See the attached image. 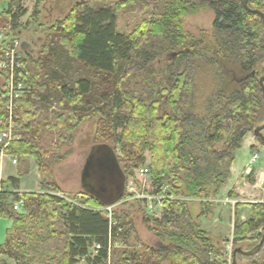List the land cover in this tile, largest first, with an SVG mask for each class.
<instances>
[{
    "label": "trees",
    "instance_id": "1",
    "mask_svg": "<svg viewBox=\"0 0 264 264\" xmlns=\"http://www.w3.org/2000/svg\"><path fill=\"white\" fill-rule=\"evenodd\" d=\"M23 1L0 0V5L8 4L0 11V28L14 32L19 27L27 15ZM248 5L264 13V0H249ZM205 8L214 21L210 31L197 37L185 30L184 21ZM136 13L141 19L135 29L120 32L119 14ZM8 46L0 44V61ZM23 62L31 90L17 111L21 140L5 150L16 158L19 177L0 179L5 188L0 217L13 221L0 245V264H9L8 259L14 264H109L115 242L134 248L125 251V264H218L228 243L234 250L250 251L261 242L264 203L249 204L251 218L236 220L233 239L222 245L198 223L231 178L246 136L264 124V21L246 10L244 0L76 2L48 28L39 56L25 53ZM204 86L209 92L205 97ZM54 103L66 112L51 124L47 114ZM4 118L0 102V120ZM88 120H97L95 146L120 148L116 155L125 189L118 202L142 204L131 199L127 186L133 178L142 189L135 170L146 166L152 188L146 192L165 197L160 219L138 208L158 246L136 248L140 239L128 209L117 207L110 214L108 204L87 192L81 200L87 208L76 205L75 197L48 193L60 192L52 167L65 159L68 152L63 154L62 147L72 145ZM45 127L58 132L51 150L41 146ZM5 129L0 125V133ZM31 159L40 172L41 188L20 193V176ZM18 201H23L24 213L14 210ZM193 201H200L202 208L197 220L191 214ZM95 244L100 250L92 256ZM237 262L264 264V245L254 256L238 254Z\"/></svg>",
    "mask_w": 264,
    "mask_h": 264
},
{
    "label": "rangeland",
    "instance_id": "2",
    "mask_svg": "<svg viewBox=\"0 0 264 264\" xmlns=\"http://www.w3.org/2000/svg\"><path fill=\"white\" fill-rule=\"evenodd\" d=\"M80 1L85 0H24L23 5L27 9V15L23 17L20 20L19 27L16 28L13 31H9L10 36H14L16 39L19 40L21 43L26 44V52L22 50L25 53H28L29 56L37 58L42 51L43 45L46 42L47 32L48 28L55 23L56 21L63 19L64 16L68 13L70 8L76 3ZM118 1V0H114ZM8 8L7 3H2L0 5V11H3ZM141 19V14H119L118 16V30L122 33H131L137 23ZM214 21V14L208 9H203L198 15L187 17L184 21L185 30L197 37L201 36L203 32H208L212 28V24ZM3 29V28H0ZM9 30V29H7ZM208 35V41L212 42L211 37ZM73 66L76 68L78 67L77 64L73 63ZM76 75H74L75 77ZM1 78H0V86H1ZM208 87L204 86L202 90L203 97L209 95ZM202 98V96H201ZM65 113L63 108H61L58 104L54 103L50 105L49 107V118L48 121L51 124H56L57 122V114ZM97 130V120H88L84 122L81 127L77 130V132L74 135L72 145L70 146H63L61 149V152L64 154L68 152V155L63 159L61 162H58L53 165L52 172H53V181L57 184V186L60 188V192L49 190L48 193L53 196H57L63 199H70V198H77L75 204L82 208H87L86 206L82 205L81 200H84V193L86 190L83 188V184H88L89 182H93V180H83L82 173L84 169V165L86 162V159L94 145V136ZM58 139V132L57 130H51L48 127L44 128L43 132V139L41 142V146L44 147L46 150L52 149V144L56 142ZM241 150V149H240ZM115 151L117 155L120 156L121 151L119 147H115ZM147 157V164L151 161V155L149 152L146 153ZM264 159V156H262V160ZM27 172L23 173L20 176V186L18 191L22 192H39L40 191V183H41V175L38 170V167L36 166V163L33 159L30 160V165ZM148 167H144L143 169H147ZM237 169H240V167H237ZM141 169L135 170V177L137 181L142 184V186L145 184L146 188H139L138 183L136 181L130 178L129 184L127 186V193H129V190L133 191L135 190L136 193L140 192L141 190H152L151 188V177L150 174L148 175H142L140 173ZM237 172L234 173L229 179L228 182L232 183L235 181V176ZM1 176L7 181L8 177L14 176L19 177V167L16 158L11 157H5L2 167H1ZM228 184V183H227ZM226 184V186H227ZM8 188H11V186H8ZM224 188V187H223ZM222 188V189H223ZM221 189V190H222ZM221 194V191H220ZM257 195L250 196V194H244L242 197V200L245 202H251L250 204H255L259 202L260 199H263L261 203H264V197L262 195L256 197ZM219 198V197H218ZM224 198H230L229 196H226ZM71 200V199H70ZM218 199H216L217 201ZM215 202V201H214ZM125 201L118 202L115 209L111 212L119 208L128 209L133 213L135 224H136V230L138 233V237L140 239V242L138 243V247H140L143 244H147L149 246H158L159 245V239L158 237L151 232L147 226L142 222V212L139 211L138 208L144 210V212L155 219L162 218V214L164 209L161 211L156 210L157 208L154 207V209H149L148 202L141 201L142 204L139 205H133L128 204V206H124L123 204ZM152 204H156L157 200H154L151 202ZM227 203V202H224ZM220 207L223 208L221 211H218L215 213V217H211L212 223L207 222V219L203 218L202 227L208 231H211L213 235L210 233V235L213 237L215 243H219V245H222L223 239L225 237H230L232 233V220L233 215L231 212L230 207L232 206L231 203L220 204ZM247 204L246 206H248ZM216 206V205H212ZM210 208V210L212 209ZM241 207V205L239 206ZM239 207L236 206L238 209ZM249 208V207H248ZM215 209V208H214ZM250 209V208H249ZM209 210V211H210ZM193 213V218L196 220V214L201 211L200 205L196 204L193 206V209H191ZM208 211V213H209ZM251 211V210H250ZM213 213V212H212ZM27 214V212L25 213ZM215 218H218V223L213 222ZM202 220V217L200 218ZM10 219L2 218L0 217V244H3L6 239V226L10 223ZM220 227L219 230L214 229L213 227ZM229 240V239H226ZM113 249L115 252L112 254V258L109 262V264H125L123 262L125 255V251H132L134 248H128L122 243L115 242L113 244ZM227 245L224 247L222 251H225ZM93 250H91V253ZM219 261L224 260V257L218 259ZM9 264H14L12 260H7ZM169 264V263H164ZM245 264V263H243Z\"/></svg>",
    "mask_w": 264,
    "mask_h": 264
},
{
    "label": "built area",
    "instance_id": "3",
    "mask_svg": "<svg viewBox=\"0 0 264 264\" xmlns=\"http://www.w3.org/2000/svg\"><path fill=\"white\" fill-rule=\"evenodd\" d=\"M9 30L0 29V44L3 42H8L9 46L4 53V61H0V78L1 82V97L0 102L2 104V109L5 113V118L0 120V125H6V129L0 133V162L6 155L5 150L12 146L14 142L21 140V136L18 132L21 130L22 125L19 121V116L17 111L21 107V100L25 95L30 93L31 87L25 82V79L29 78L30 74L25 70V65L23 62L24 52L21 48V43L14 36L9 35ZM257 156L254 157V160ZM140 173L142 175H148V169H141ZM146 188L145 184L142 188ZM5 191V188L0 186V192ZM142 193L135 190H129L132 195L131 199H137L140 201L148 202L149 209H154L159 207L163 208L162 201L165 197L153 196L146 192V189L141 190ZM20 192V191H18ZM23 193V192H20ZM154 200H157L156 204H152ZM118 204V203H117ZM109 206L105 208L107 211L111 212L113 208L117 206ZM14 210L18 213H24L23 201H18L14 204ZM100 250V245L95 244L92 252V256L96 254V251ZM233 243L227 244L225 251H222V256L224 260H217L218 264H234V253H233Z\"/></svg>",
    "mask_w": 264,
    "mask_h": 264
},
{
    "label": "crops",
    "instance_id": "4",
    "mask_svg": "<svg viewBox=\"0 0 264 264\" xmlns=\"http://www.w3.org/2000/svg\"><path fill=\"white\" fill-rule=\"evenodd\" d=\"M253 148H255L254 149L255 151L253 150ZM7 156L15 159V157L13 156L5 155L2 161L0 162V179L3 182H5L6 180L1 176V167L4 158ZM255 156H257V158L254 160ZM262 156H264V148L259 146L256 137L253 134H248L243 142V146L241 150H239L236 153L235 164L231 168V176L234 175L235 172H237L235 176V181L232 183L228 182L227 186H225L221 190V194L219 195V198H217L218 200L217 201L214 200L215 202L213 201V205L216 206H213L212 209L209 211V213L207 212L206 215L202 217V220H200V218L198 219V216L202 212L201 206H200L201 211L199 212V214L197 213L195 216L196 220L198 219V223L203 231L207 233H211V231H208L202 227V222H204L203 218L207 219V222L212 223L211 217H215L214 216L215 213L223 209L221 208L223 206L220 205L222 203L225 205H227V203H231L232 206L230 207V209L233 215L232 233L230 237H225L223 240L233 239V231L236 220H238L240 223H243L251 218V211L248 208V206H246L251 202H247V201L244 202L242 200V197L245 193L250 194V196L257 195L256 197H258L262 195L264 197V159L262 160ZM237 167H240V169H237ZM9 178H16V177L10 176L8 177V179ZM226 196H229L230 198H224ZM261 201H263V199H260L255 202L261 203ZM196 204L200 205V201H193L190 209H193V206ZM238 204H240L241 207L237 209L236 206ZM219 206H221L220 209ZM162 209L163 208H157L156 210L161 211ZM191 214L193 215L192 211ZM218 221L219 219L215 218L213 222L218 223ZM12 225H13V221L11 220L10 223L6 226V232L12 227ZM213 228L219 230L220 227L214 226ZM211 234L213 235V233ZM4 243L0 245H4Z\"/></svg>",
    "mask_w": 264,
    "mask_h": 264
},
{
    "label": "water",
    "instance_id": "5",
    "mask_svg": "<svg viewBox=\"0 0 264 264\" xmlns=\"http://www.w3.org/2000/svg\"><path fill=\"white\" fill-rule=\"evenodd\" d=\"M248 3H249V0H244V6H245L246 10L248 12H250V13L259 15L262 18V20L264 21V13H262L259 10H252L249 7ZM22 46L24 48H26V44L25 43H23ZM260 84L262 86L263 94H264V77H262L260 79ZM263 130H264V124L262 126H259L258 128H256V130L254 132V136L259 137L264 142ZM93 148H95V150H100V149H105L106 150L107 156L106 157L105 156L104 157L100 156L99 158H97V162H100L101 164H103L105 166V170L106 171H108V172H116L118 174L119 178H120V181H121L120 191H118L116 193V195L110 196L108 199H104V200L102 199L101 200L103 203L108 204L109 206H113V205L118 203V201L121 198L122 193H123V191L125 189V176H124L123 170L120 167V164H119V161H118L116 153L114 152V150L110 146H108V145H99V146H95ZM94 155H93V153L90 154V157L88 158V160L86 162V165H85V167L83 169L82 178L85 181L86 180H89V181L93 180L92 179V174H93L92 173V165H93V161H94ZM101 164H100V169L99 170H101L103 168V166ZM91 184L92 183L89 182L88 184H83L82 185L87 193H89V191H90L89 186ZM107 188L108 187L103 186L101 188V191L104 192V194H105ZM263 245H264V236H263L261 242L254 249H252L250 251H244L241 248L235 249L233 251V253H234V264H238V262H237V255L238 254H242L244 256H254L261 250Z\"/></svg>",
    "mask_w": 264,
    "mask_h": 264
},
{
    "label": "flooded vegetation",
    "instance_id": "6",
    "mask_svg": "<svg viewBox=\"0 0 264 264\" xmlns=\"http://www.w3.org/2000/svg\"><path fill=\"white\" fill-rule=\"evenodd\" d=\"M114 152H115V150H114ZM92 153H93V155L95 154L93 165H92L93 182L89 186V189H90L89 193L92 196H94L96 199L101 201L102 199L103 200L108 199L110 196L116 195V193L118 191H120L121 181H120V178L116 172L106 171L105 166L103 164H101L100 162H97V158H99L100 156H103V157L107 156V152L105 149L95 150V148H92L87 159H86V162H87L88 158L90 157V154H92ZM86 162H85V165H86ZM100 164L103 166V168L101 170H99ZM85 165H84V167H85ZM103 186L108 187L105 194H104V192L101 191V188Z\"/></svg>",
    "mask_w": 264,
    "mask_h": 264
}]
</instances>
